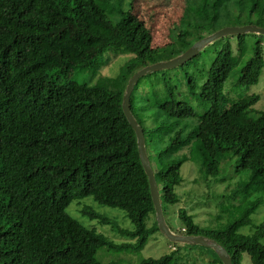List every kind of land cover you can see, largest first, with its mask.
<instances>
[{
	"label": "trees",
	"instance_id": "obj_1",
	"mask_svg": "<svg viewBox=\"0 0 264 264\" xmlns=\"http://www.w3.org/2000/svg\"><path fill=\"white\" fill-rule=\"evenodd\" d=\"M122 1L0 0V264H127L103 263L97 252H138L159 232L155 218L152 227L146 223L148 214L155 216L148 179L121 107L129 77L148 64L179 55L224 26H264V0H183L169 39L153 46L143 20L124 10ZM246 35L226 36L203 49L212 45L215 53L199 86L186 65L195 67L201 51L174 67L183 78V90L180 84L170 85L169 69L140 77L130 109L143 129L164 216V206L180 200L176 187L183 181L185 161L198 165L206 176H216L227 158L236 157L230 178L243 173L246 179L223 194L218 225L201 226L180 208L179 231L214 239L225 247L232 264H242L244 255L250 264H264V213L257 223L250 217L264 207V109L253 112L258 94L231 100L222 92L237 65L231 39H237L242 52ZM108 50L131 55L117 75L101 76L93 84L68 78L74 71L95 67V58ZM263 64L261 42L256 40L236 83H257ZM156 73L163 76L164 87L149 82V91L135 94L142 80ZM188 93L197 95L200 113ZM242 188L248 191L240 196ZM87 196L125 211L130 229L113 225L88 206L81 210L110 223L124 241L110 239L67 212L73 200ZM248 224L250 231L241 232ZM172 244L174 251L182 246ZM212 253L214 264H221ZM172 259V254H164L131 264H172Z\"/></svg>",
	"mask_w": 264,
	"mask_h": 264
},
{
	"label": "rangeland",
	"instance_id": "obj_2",
	"mask_svg": "<svg viewBox=\"0 0 264 264\" xmlns=\"http://www.w3.org/2000/svg\"><path fill=\"white\" fill-rule=\"evenodd\" d=\"M183 0H123L122 8L124 10H130L134 12L139 19H142L146 29L151 34V43L153 46L160 45L166 42L168 37V31L171 24H177L179 14L183 7ZM245 18L242 17V20ZM176 25L174 28H176ZM256 40H260L262 54L264 59V36L254 35L252 33H247L244 40V47L242 52L238 51L237 39H231L232 44V55L237 59L236 67L228 75L223 86V97L230 98L231 100L238 99L240 97L246 96L248 94H258L259 100L254 104V111L264 109V64L261 70V74L257 83L252 85H240L237 84L238 70L243 64L248 60L254 49V44ZM221 44V42H220ZM219 43L215 44L217 48ZM214 47L211 45L207 49L201 51L194 58L195 67H192L193 63L186 65L189 74L197 80L198 86L206 78V71L210 65V62L214 56ZM131 59V55L121 52H113L108 50L100 55H98L94 64L95 67L89 66L85 69L74 71L68 76L70 80L79 83L93 84L101 76H115L120 71L121 68ZM97 66V68H96ZM170 71V85H179V89H185L184 84L179 83L183 80L179 75V71L169 69ZM67 79V78H66ZM64 77L62 80H66ZM149 82H153L157 85V88L164 87V79L160 73H156L149 77H145L142 80L139 88L135 90V94L141 92L142 89L149 91ZM198 92V90H197ZM185 94V93H184ZM188 99L194 106L195 110L200 113L203 108L197 107V95L189 94ZM227 105V104H226ZM236 157L227 158L222 164V169L220 173L216 176L208 175L206 176L204 172L201 171L200 167L196 164H192L190 161H185L180 169L183 181L181 185L176 187V192L180 196L179 202L176 204H166L165 209V220L168 226L175 232L180 233L179 229L182 227V221L177 218L178 209L184 208L187 213L193 215V219L196 223L201 226H208L214 228L218 225L216 222V215L219 211L218 203L223 201V194H229L231 188L235 186V182L242 180L245 182V175L243 173H237L232 178L233 167ZM230 187H225L227 184ZM248 189L242 188L238 191L241 196ZM254 193L250 194L247 199L251 201L254 199ZM228 202L231 203L234 200L227 198ZM83 206L90 207L93 211L97 212L101 216L109 218V221L113 225H117L121 229L132 228V224L129 219L125 216V211L118 207H110L106 205L99 204L95 202L91 196L84 197L82 199L73 200L67 206V212L74 218L78 219L85 225H94L100 232H103L110 239L116 242L124 241L122 237L115 228H112L110 223H101L98 218H90L82 213ZM264 213V207H259L254 214L250 217L253 223L260 221ZM155 216L148 214L146 217V223L149 227L153 226ZM227 222L223 219V223ZM251 224L243 225L240 228L241 232L247 233L250 231ZM174 242L169 241L166 237L159 231L154 232L146 246L138 252H126L119 251L115 252L112 250H107L106 248H101L97 252V258L103 263H108L110 261L124 262L127 264L137 263L142 258L152 257L157 258L164 254H172V264H214V255L211 248L206 247H194L187 248L188 246H180L177 251L173 250ZM242 264H250L248 256L244 255Z\"/></svg>",
	"mask_w": 264,
	"mask_h": 264
},
{
	"label": "water",
	"instance_id": "obj_3",
	"mask_svg": "<svg viewBox=\"0 0 264 264\" xmlns=\"http://www.w3.org/2000/svg\"><path fill=\"white\" fill-rule=\"evenodd\" d=\"M246 33L264 36V26H259L257 24L224 26L214 31L213 33H210L198 39L179 55L167 60L157 61L140 68L129 77L125 85L121 102L122 111L126 117V120L128 121L129 125L135 133L137 151L141 165L148 179L149 191L154 208L155 220L159 231L166 237V239L179 245H197L199 247L211 248L212 251H214L218 256L219 260L221 261V264H232V261L225 247L220 245L217 241L208 237H204L203 235H187L177 233L168 226L163 213L159 189L155 179L154 171L151 166L148 153L145 147V137L143 129L141 125L137 122L130 109V95L133 91L135 83L140 77L156 71L177 67L185 63L187 60L195 56L200 51H202L209 44H212L214 41L220 38Z\"/></svg>",
	"mask_w": 264,
	"mask_h": 264
}]
</instances>
